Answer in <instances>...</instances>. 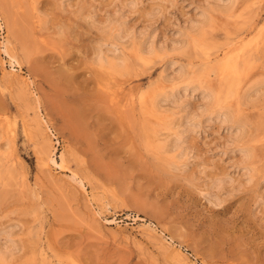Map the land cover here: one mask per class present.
<instances>
[{"label":"rangeland","instance_id":"obj_1","mask_svg":"<svg viewBox=\"0 0 264 264\" xmlns=\"http://www.w3.org/2000/svg\"><path fill=\"white\" fill-rule=\"evenodd\" d=\"M9 54L0 264H264V0H0Z\"/></svg>","mask_w":264,"mask_h":264},{"label":"bare ground","instance_id":"obj_2","mask_svg":"<svg viewBox=\"0 0 264 264\" xmlns=\"http://www.w3.org/2000/svg\"><path fill=\"white\" fill-rule=\"evenodd\" d=\"M227 1H231V0H227ZM14 2V1H13ZM8 4V3H7ZM25 33V32H24ZM24 36V35H23ZM27 37V36H26ZM228 46V45H227ZM117 49V48H115ZM116 51V50H115ZM115 54V53H114ZM219 55V54H218ZM9 57L13 59V57L9 54ZM237 58L238 57H228L225 59V61L223 62L222 65H220L221 67V72L222 74H226L227 76V80H226V84H225V89L227 91V96H230L232 94V89L234 87V85L238 84L240 81L238 80V77H239V74H240V68L238 66V62H237ZM11 61V60H10ZM0 62L3 66V69H4V77L6 78L7 75H10L12 78H16L17 80L20 81V83H22L23 85H25L26 87H29L30 86V82L28 81V78H26L24 75H22L20 72H19V69L16 68V64L17 66L20 68L21 67V64L16 61L15 59H13V61H11V68L10 70H6V68L4 67V60L3 58L1 57L0 58ZM16 63V64H15ZM1 66V65H0ZM1 66V67H2ZM1 71V70H0ZM182 73V72H181ZM3 74V73H2ZM249 76V74H248ZM9 78V77H8ZM242 78V77H241ZM243 79V78H242ZM10 80V79H9ZM194 83V82H193ZM239 87V85H238ZM253 87V86H252ZM255 88V87H254ZM202 90L204 92L205 95L208 96V98H213L214 100H218L219 98V93L216 89L212 88L211 85H204L202 86ZM239 91V90H238ZM179 92V91H178ZM221 92V91H220ZM174 95V94H173ZM172 95V96H173ZM226 96V97H227ZM224 111V110H223ZM36 114V113H35ZM225 115V120H233V118L236 120L235 124L231 125L232 127H235L237 130H241L242 128V125L240 122H241V117H240V114L238 112V107L237 109H231L230 107H228V111L224 113ZM37 116V114H36ZM39 117V116H38ZM193 118V117H192ZM191 118V119H192ZM41 119V118H40ZM187 123H189L190 118H187ZM193 120V119H192ZM39 121V120H38ZM38 123V122H37ZM192 123V122H190ZM5 126V125H4ZM11 130V129H10ZM43 130V128H42ZM13 131V130H12ZM245 131V130H243ZM238 132V131H237ZM241 132V131H240ZM180 138H177L173 144V146L171 147L172 149H176L179 147V140ZM49 147V146H48ZM241 149H244V148H241ZM247 149V148H246ZM245 149V150H246ZM64 157L61 156V163H59L58 159L56 157H52L51 155H48L47 154V159H46V164L51 167V163H54L56 166L58 165L60 168L64 169V170H67L66 169V165L64 164ZM75 176V177H74ZM74 178L76 179V174L74 173ZM229 178V177H228ZM231 178V177H230ZM229 178V180H230ZM72 179V178H70ZM232 179V178H231ZM73 180V179H72ZM74 182H77V180H73ZM82 179H80L78 182L81 183ZM220 181V180H219ZM83 182V181H82ZM219 186V185H218ZM84 189V188H83ZM90 195V194H89ZM89 199V198H88ZM95 208V207H94ZM96 211V210H95ZM99 214V213H98ZM97 214V215H98ZM101 214V213H100ZM102 215V214H101ZM152 230V229H151ZM155 231V230H154ZM167 246V245H166ZM166 249V247H165Z\"/></svg>","mask_w":264,"mask_h":264}]
</instances>
